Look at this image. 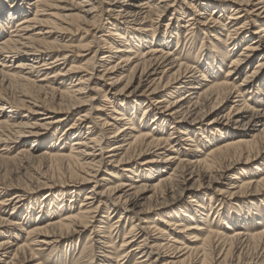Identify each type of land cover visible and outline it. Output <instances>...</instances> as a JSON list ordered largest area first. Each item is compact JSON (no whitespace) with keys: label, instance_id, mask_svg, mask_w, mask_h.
Segmentation results:
<instances>
[{"label":"bare ground","instance_id":"1","mask_svg":"<svg viewBox=\"0 0 264 264\" xmlns=\"http://www.w3.org/2000/svg\"><path fill=\"white\" fill-rule=\"evenodd\" d=\"M26 1L0 0V35H3L5 27L10 22L20 16V19H16V30L13 32L21 33L18 39L25 41L20 44L18 41L6 39L3 44L0 43V61L6 57L3 56V53L10 54L12 56L10 58L16 57L15 59L19 60L9 71H3V68L5 70L6 67L0 66V85H4L8 78L10 80V76L21 79L23 88L24 84L26 86L32 83L37 94H43L45 98L48 96L52 101H57L59 112L64 114L75 105L91 103L92 99L83 100L76 97V94H85V90L89 88L92 74L88 80L79 78L77 84H70V88L77 87V89L61 92L59 86L64 84L63 78L71 74L74 68L71 66L65 71H63L64 69H55L60 65L64 66L67 59L66 56L58 55L57 52L68 51L67 48H72L56 38H60L61 34L58 32H64V30L74 29L75 32L81 30L85 35H91V41L80 46V48L88 50L91 48V44L94 43L98 46V43L102 42L101 38H96L95 33L97 29L105 25L107 30L105 36L110 38V42H104L106 47L103 49H106V53L98 59L101 63H94L96 52L90 58L89 70L95 71L96 66H100L103 69L100 71L101 76L98 80L108 77L107 79L113 81L114 86L123 81V78L126 79L124 87H129L133 82L136 83L134 91L128 93V97L138 89L142 90L140 96L149 100L152 106H161L162 109H158L160 111L158 113L154 112L151 121L147 122L148 110L152 106L144 104L146 108L142 112L139 125L136 127L133 124L129 125V122L135 118L133 115L137 112V107L140 104L132 107L129 103H125L126 101H119L117 96H124L120 93L123 91V87L113 96H106L109 93L103 95L104 99L100 101L98 109L91 108V104L89 112L78 115L73 121L74 123L66 128L65 139L60 143L63 145L69 138H74L68 152L62 147L57 150L55 155L49 156L50 154L44 153L37 157L79 166L88 172L87 176H90L91 171L95 169V176L101 170V166L105 164L101 154L105 149L104 146L111 143L106 151L108 156L105 158L111 165L124 166L145 154L152 156L150 160L141 165L145 167L141 172L147 169L145 171L148 175L147 180H137L135 173L139 169L124 167L121 171L126 173L124 176L126 180L99 192L95 190L96 187L89 188L83 194L77 209H73L74 207L71 205H66L62 209L63 212L68 211L65 218L57 221L52 219L46 225L40 223L26 229L27 241L25 243L11 245L10 237L2 239L0 257H6L8 260L0 258V264H43L37 260L42 251L53 247L61 240L81 235L87 230L91 233L89 238L95 234L98 238H106L105 241L111 240L110 235L116 229L114 224L121 222V219L126 220V218L123 217V213H120L118 220L112 222L111 225L107 223L108 219H104L106 223L101 222V219L97 220L95 216L100 206L106 204L110 206L109 210L118 206L133 216L128 219L131 222L129 230L123 233L119 253H116V264L128 261L132 257H135L133 264H264V225L258 233L239 229L233 230L232 235L220 233L208 225L207 218H203V211L208 207L201 202L198 195L203 190L211 189L214 184L223 185L222 181H228L229 187L226 195L230 199L246 194L253 196L264 190V172L259 180L245 179L242 178L243 175L233 174L240 165L248 164L260 153H264V103L261 105L260 102L254 100L248 104L243 96V93L248 90L255 91L253 94L256 98L262 95L261 90L255 89L254 77L257 70L264 67V62L259 63L256 70L246 76L240 85H235L237 77L251 66V61L254 60L251 53H264V40H262L264 39V23L261 26L257 25L258 29L254 32H249L247 31L249 23L246 20H242L241 23L238 21L242 18L241 15L252 16L253 13L249 10L255 6L257 8L254 12L261 11L260 13L264 14V2L262 0H194L191 3L187 2L190 12H183L188 16H186L185 24L181 27L186 32L193 30L220 32L228 26L223 25L220 20L226 14H228V24L234 23L230 28H227L229 32L233 28L232 32H234L229 40L228 47L230 49L227 50L228 56H231V64L226 68L224 78L214 81V78H217L215 76H220L221 68L224 65L222 52L217 45H210L208 48L206 62H203L202 65V67L206 66V69L204 68L202 71L199 66L182 64L172 56L171 52L167 50L170 42L167 34L162 37L155 34V29H153L155 19L168 12H171V19L176 17L179 5L176 4V0H158L157 3H155L156 0H32L25 4ZM194 5L199 7L200 14L193 12ZM259 14L257 17H260ZM200 15L205 17L203 21L200 20L202 19L199 18ZM168 26L169 24L166 25V27ZM45 28H48L49 31L43 32ZM87 28L93 31V34H90L91 31ZM52 29H56L58 32L55 33L58 35L49 41L54 36ZM203 34L205 35V33ZM25 35L26 37L22 39ZM212 37H214V41L220 40L217 35H212ZM247 38L250 40L247 41ZM241 41L249 43H246L239 55H234V47L239 46ZM29 43H38V46L29 47L30 49L24 52L20 51L24 45ZM117 43L121 45L114 47L113 45ZM146 45L150 46L146 47ZM49 56L53 57L47 60L46 58ZM24 57L25 59H23ZM114 58L117 61L112 64L111 61ZM51 70L55 71L46 74L45 78L38 81L40 82L38 84L25 77L31 73H47ZM262 70L264 73V68ZM24 72H26L25 75ZM117 73L119 76L126 75L119 77L116 76ZM90 92L97 96L100 91L94 89ZM175 95L178 96L175 97ZM19 97L21 98H18L17 103L20 107L25 108L28 114L38 115L39 111L45 112L46 104L43 99L37 102L38 99L33 100L26 94ZM156 97L158 98L156 99ZM144 101L146 102V100ZM4 105L6 104L0 102V112L4 109ZM227 106L230 107L225 113H222L223 108ZM106 107L109 108V115L112 116L110 122L90 116L92 110L103 112L107 111ZM8 108L13 109L14 107L9 106ZM211 112H216L217 116L206 126L212 128L214 133H212L211 139L202 137L200 141L202 146H206L224 139L222 145H214L208 153H203L198 157L196 153L198 154L200 151L194 146L193 150H190L191 153H195V155L192 154V156L194 155L192 158L183 160L177 158L178 148L176 150L174 148H181L188 142L192 143L191 137L195 133L191 128H195ZM219 113L222 114L219 115ZM16 114L13 112L12 115ZM14 118L15 116L10 115L5 117L4 121H0V133L6 132L10 135L12 132L17 135L13 138L16 141H21L26 137L36 138L35 131L47 127L49 124L41 121V124L23 122L26 117L19 114L20 121L18 123ZM40 120H45V118ZM88 121L89 123L84 127L83 124L78 123ZM119 122L121 123L118 124ZM122 123L124 124L121 125ZM167 123L171 126L169 137L165 139L161 133L164 132ZM23 129H29V131L25 132ZM85 130L87 135L83 133ZM196 134L200 135V131ZM34 142L32 141V145ZM261 142L262 148L259 151L256 148L260 146ZM172 143H174L173 147L170 146ZM32 145L29 150H32ZM167 148L170 154L165 155ZM28 155L34 158L29 153ZM159 156L162 158L157 160ZM111 168L115 167L111 166ZM168 168L169 173L159 175ZM263 170L258 171L262 172ZM108 175L115 178L110 173ZM94 176L90 177L93 179ZM154 176L157 177L156 180ZM90 180L85 176L80 177L78 185L88 184ZM106 181V178L100 180V182ZM77 191L75 187H72V191L69 193L75 194L71 195L72 198L79 197L80 193ZM190 194H193L194 197L190 198L183 208L169 213L164 211L169 205L177 204ZM17 196V193H13L3 202L10 201L12 203L18 199L17 203L20 200ZM3 202L0 204H5ZM61 203L62 201L59 204ZM152 216L162 217V220H156L160 225L159 228L151 222ZM234 216L236 215L233 214L232 217ZM99 224H104V229L110 225V229L100 231L102 229H99ZM8 225H13L12 221H9ZM107 232L108 236H106ZM203 236L205 237L201 239ZM101 245H105V247L103 248ZM224 245L223 252L218 253L217 256L218 249H222ZM250 245L253 247V254L247 260L244 256V249ZM110 247V243L104 241H96L92 244V249L95 252ZM103 258L111 259L106 254L103 255Z\"/></svg>","mask_w":264,"mask_h":264},{"label":"rangeland","instance_id":"2","mask_svg":"<svg viewBox=\"0 0 264 264\" xmlns=\"http://www.w3.org/2000/svg\"><path fill=\"white\" fill-rule=\"evenodd\" d=\"M31 1L32 0H27L25 4ZM193 1L194 0H176V4L179 5L177 7L178 9L177 15L176 17L173 18L174 20L171 19L172 18L171 12L164 13L159 18L154 20L155 22H153L154 23L153 29H155V34L157 36L162 37L165 34L169 36L170 42L167 50L171 52L172 56L175 59H178L179 62H182V64L199 66V68H201L202 71H204V68L206 69V66L202 67V65L203 62H206L205 59L208 53L207 52L208 48L210 47V45H217V47H219L220 51L222 52L221 56H223L224 65L221 68L220 76H215L217 78H214V81L222 80L224 78V72L226 71V68L229 67L231 64L230 63L231 56H228L227 50L230 49V47H228L230 45L229 40L232 38L234 34V32H232L233 28L230 30V32L227 28H230V26H232L234 23L228 24L229 23V21L227 20L228 14H226L225 16L221 17L220 20L222 21L223 25L225 26L228 25V26L222 29V31L220 32L216 30H209V32L196 31V30L186 32L185 29H182L181 27L185 24L184 22L187 20L186 16L188 15H184L183 12L185 13L190 12L188 3H191ZM262 1L264 2V0ZM157 2L158 0L155 1V3ZM256 8L257 6L250 8L249 12L253 13L252 16L248 15L247 17H245L244 15H241L242 18H240L238 21L241 23L242 20H246L247 23H249L247 25V31L249 32H254L255 30L258 29L256 27L261 26V24L264 23V14H261L260 13L261 11L254 12ZM192 10L193 12H195V14L196 12L197 14H200V12H198L200 9L197 5H194V8ZM258 14L260 17H257ZM202 16L203 15H200L199 17L202 18L200 19L201 21H203L204 20L203 18H205L204 16L203 17ZM20 18L21 17L19 16V18L16 19H20ZM195 18L199 19L197 17ZM16 19L13 20V22H10L9 25L5 27L3 31V35H0L1 44H3V42L6 41V39L8 41L9 40L18 41L20 44H23L25 42L24 40L18 39L21 33L16 34L13 32L16 30V24H15L17 21ZM167 24H169L168 27H166ZM48 31H49L48 28H45L43 30V32H48ZM56 31H57L56 29H52L54 36L49 41H52L53 38L56 35H58L57 33H55ZM106 31L107 30L105 25L97 29L95 36L96 38H101L102 42L98 43V46L94 43L91 44V48H89L88 50H84L80 48V46L90 42L91 35H85V33L81 30L75 32L74 29H71V31L64 30V32L57 31L59 34H61V37L60 38L57 37L56 39L62 41V43L72 48H67L68 51L57 52L58 55L61 54V56H66L67 59H66V64L64 66L60 65L58 68L55 69H62V70L64 69L63 71H65L71 66L74 68V71L71 74H68L67 77L63 78L64 84L59 86L60 90L61 92H66V90L68 89L75 90L77 89V87L70 88V84L72 85L77 84L79 78H82L83 80H88L89 76L92 74L91 80L89 82V88L85 90V94L83 95L76 94V97H79L83 100L92 99L91 103L86 102L80 105H75L72 107V109L69 112L64 114L59 112L60 110H58L59 107L57 101L55 100L52 101L51 99H49L50 97L48 96L45 98L43 94L40 93L37 94L36 89L32 85V83L26 86L24 84V88H23V82H21V79H17L14 76L12 77L10 76V80L8 78L7 82L4 83V85H0V99H1L0 102L6 104L3 107L4 109L0 112L1 122L5 120V117H9L11 115V116H15L14 120L16 121V123H18L20 121L18 119V114H19L21 116L26 117L23 119V122L28 121L30 122V124L34 122H37L39 124H41V122L49 123L47 127H43L40 130H36V131L32 130L37 133V137L34 139L30 137H26L21 141H16L15 139H13L15 136H17L14 133L11 132V134L13 135L11 134L8 135V133L6 132H4L3 134L0 133L1 134L0 136V202L5 201L13 193H17L18 195L17 197H19L20 199L17 203L16 201L18 199L14 200L12 203L10 201H7V202H3L5 203L3 205L0 204V220H1L0 242L2 241V239L10 237L9 241L12 243L11 245H16V244L20 245L25 243V241H27L26 229H29L30 227L40 223L46 225L47 223L52 221V219H55L57 221L65 218L68 211L63 212L62 209L66 205H71L74 207L73 209H77L80 206L79 204L80 201L82 200L83 194L89 188L96 187L95 190L99 192L118 182L126 180V178H124L126 173L121 171L126 166L139 169V171L135 173L137 180L139 181L147 180L148 175L145 173L147 169L144 172H141L145 168L144 166L141 165H143L142 163L146 162L147 160H150L152 156L150 154H145L141 158H135L133 161L131 160L129 164H125L124 166L121 165L116 166V164L111 165L105 159L108 156V154H106V151L109 149L111 143L105 145L104 146L105 149L101 153L103 158V163H105L101 166L100 168L101 170L95 176H94L95 169L93 170L94 172L91 171V173L89 174L91 177L94 176L93 179L90 176H87L88 172H86L83 168L79 166H71V163L68 164L67 162H61L58 160H53V161L43 160L37 157L44 153L46 154L48 153L47 155L50 154L49 156L55 155L57 154V150L62 147H64L66 149L65 151L68 152V148L71 147L70 145L72 143V140H74V138L71 137L69 138V140L64 142L63 145L60 144L62 142L61 140L65 139L64 134L68 125L74 123L73 121L76 119L78 115L89 112L91 104H92L91 108L98 109L100 106V101H103L104 99L103 95L109 93L106 94V96L108 97L113 96V94H115L116 92H118V90L124 87L126 82L125 78H123V81L118 82L116 86H114L112 84L113 81L107 79L108 77L98 80L100 79L101 76L100 71H102L103 69L100 68V66H96L95 71L89 70L90 58L94 55V53L96 52L94 55V63H101L98 59L104 53H106V49H103L106 47L104 46V42L105 41L110 42V38L105 36ZM203 33H205V35ZM90 34H93V31H91ZM212 35H217L220 40L218 42L214 41V37H212ZM24 37H26V35L23 36L22 39H24ZM249 40L250 38H247V41ZM246 43L249 42L241 41L239 46L234 47L233 54L239 55L240 52H242V50L245 48ZM26 45H24V48H21L20 51L24 52L25 50H29L32 47H37L38 43H29L27 46ZM120 45H121L120 43H117L116 45L113 46L118 47ZM17 46L22 47L21 45H17ZM149 46L150 45H146V47ZM251 55L253 56L254 60L251 61L252 62L251 66L248 67L247 70L242 72V74L237 77V79L235 80L236 86L240 85L242 83V80L246 76H249L253 71H255L259 63L262 64L264 62V53H256V54L251 53ZM3 56H6L0 61V66L3 67L4 65V67H6L5 70L3 68V71H9L15 66V63L19 61L15 59L16 57L10 58L12 56L10 54L7 55V53H3ZM53 56H49L46 59L47 60L49 58L52 59ZM23 59H25V57ZM116 61L117 59L114 58L111 61V63L114 64ZM262 69L257 70V73L254 77L255 79L254 84L256 85L255 89L257 91L261 90L262 95L256 98V96H254L253 94L255 91L252 92L253 90L250 91L248 90L247 92H244L243 96L244 99L247 100L248 104H251L252 102H254V100L260 102L261 105L264 103V73H262L263 71ZM54 71L55 70H51L48 71L47 73L41 72L39 74L31 73L30 75H25L26 72H24L23 74L25 75V77H28L29 80L31 81L34 80L35 83L38 84L40 83L38 81L45 78L46 74L53 73ZM118 74L119 73H117L116 76H119ZM125 75L126 74H123L122 76L119 77H124ZM208 80L213 81L212 79H208ZM135 86L136 83L133 82L129 87L128 86L124 87L123 91L120 92L124 96H117V99L119 101H126L125 103H129L130 105H132V107H134L137 104H140L139 105L140 107L139 106L137 107L138 108L137 112L134 113L133 115V117L135 118L129 122V125L133 124V126L136 127L139 125L142 112L146 108L144 104H147V106L149 107L152 105L150 104L149 100H147L145 97L140 96L142 90L139 91L138 89L137 91H135L134 94H131L128 97V93L130 94V92L134 91ZM94 89L100 91L98 92L97 96L92 95V92H90ZM23 94H26L27 97L33 100L38 99L37 102L42 101L43 99L47 106V107L45 106L44 108L45 112L39 111L38 115L28 114L26 112V109L20 107V105L17 103V101L19 100L18 98H21L19 96ZM176 96L178 95H175V97ZM157 98L158 97H156V99ZM144 100H146V102ZM9 106H13L14 107L13 109H15V111H13V109L11 108L9 109L8 108ZM229 107L230 106L224 107L222 110L223 112L222 111L221 112L225 113ZM105 109L107 111H103V112L100 111L95 112L94 110H92L90 116H93V118L109 120L110 122L112 116L109 115L110 114L109 108L106 107ZM158 109L159 110L162 109L161 106H155V107L152 106L148 110L149 115L147 118V122L151 121V119L154 116V112L157 113L160 112L158 111ZM13 112L17 114L12 115ZM222 113H219V115ZM216 116H217L216 112H211L207 114L202 120V122L199 123L197 126H195V128H191V130L195 133L194 136L191 137L193 142L192 143L188 142L186 143V145H182L181 148L175 147L174 148L175 150L176 148H178L177 158H180L182 160L187 158L188 159L192 158L195 155V153L193 152L191 153L190 150H193L194 146H196L200 151V153L198 154L196 153V156L198 157L203 155V153L205 154L208 153L214 147V145L215 146L222 145L224 139L218 140L213 144H207L206 146H202L200 141L201 140L200 138L202 137L205 138L208 137V139H211L214 130L206 125L208 122L212 121ZM43 118H45V120H40ZM111 122L113 123V121ZM78 123L83 124L84 127L89 123V121L86 123H82V122H78ZM120 123L121 122H119L118 124ZM124 123H122L121 125H123ZM93 126L95 125L93 124ZM170 126L171 124L167 123L164 132L161 133V135H163V138L165 139L169 137ZM23 130H25V132L29 131V129L27 130L23 129ZM199 131L201 136L199 134H196L197 132L199 133ZM83 133H85L84 135H87L86 130L83 131ZM32 141H35L33 145H32ZM262 142L259 143L260 146L256 148L259 151L262 148ZM31 145L33 146V148L32 150H29ZM170 146L173 147L174 143H172V145ZM165 151H167L165 155L170 154V152H168V148ZM28 153L31 156H34V158L29 157ZM192 154L194 155L192 156ZM172 156L174 157L176 155H172ZM161 158L162 157L159 156L157 157V160H160ZM110 165L115 168L112 169ZM263 169H264V153L262 154L260 153L253 160H250L248 164L240 165L238 170H236L233 174H237L238 176L243 175L242 178L245 179L253 178L255 180H259L261 174L264 172ZM168 170L169 168L165 170V172H161V174L159 175H162L163 173H169L170 171ZM258 170H263V171L260 172ZM109 173L112 174L115 178L109 177L108 175ZM244 173L246 174L244 175ZM84 176L85 178H90L91 179L90 182L88 184L78 185L80 182V177H84ZM102 178H106L107 181L100 182ZM154 178L155 180L157 179L156 176H154ZM97 182L98 184H95ZM222 182L223 185L214 184L211 189L203 190L201 193L198 194L199 198L201 199V202L206 207H208L207 210L203 211L204 213L203 218H207L208 225L215 230L217 229L218 232L220 233L222 232L228 235H232V231L235 229L236 230L239 229L243 231H251L253 233L260 232L264 225V190L258 192L253 196H248L249 194H246L245 196H237L230 199L229 196L226 195V192L228 191L227 189L229 187L228 181H222ZM72 187H75L79 191L80 193L79 197L77 198L71 197L72 194L69 193L70 191H72ZM74 195L75 194H73L72 196ZM192 197H194L193 194L185 196L177 204L174 205L172 204L166 207L164 211L169 213V212H174L179 208H183L186 205V203H188V200ZM60 201H62L61 204H59ZM109 207L110 206H107V204L100 206V209L96 214L95 218L97 220L101 219L100 221L103 223H106V220L104 219H108L107 223H109L110 225L112 222L114 223V221L118 220L120 213H123V217L126 218V220L121 219L120 220L121 222L114 224V227H116V229L110 235L111 240L105 241L107 240L106 238L105 239L98 238L96 237L95 234H92V236L89 238L91 233L89 230H87L81 235L71 236V238H66L64 240H61L53 247L47 248L46 250L40 253V255L37 257V260H40L39 262L43 264H89V263L116 264V255H117L116 253H119L118 250L120 247V242L123 237V233L129 230L131 222L128 219L130 217L132 218L133 216L132 215L130 216V214L126 213L125 211L122 210V208L118 206L112 207L111 210H109ZM233 214H235L236 216L232 217ZM151 218H152L151 222L154 223L153 225L159 228L160 225L156 220H162V217L160 218V216L159 217L152 216ZM135 220L136 219L134 218V221ZM9 221H12L13 225H8ZM110 225L106 229H104V224H99L98 226H100L99 229H102L100 231H106L110 229ZM106 236H108V232L106 233ZM204 237L205 236H203L201 239H203ZM96 241H104L110 243L111 247L108 249H103L101 251L95 252L92 249V244L96 243ZM101 246H103V248L105 247V245H101ZM224 248L225 245L222 249L221 248L218 249L217 256L223 252ZM105 254L107 256H110L111 259H107V260L104 259L103 255ZM244 254H245L244 255L245 258L249 260V258L252 256L251 254H253V247L250 245L247 247V249H244ZM0 258L1 260L6 259V257H0ZM6 260H8V258ZM134 261H135V257L134 258L132 257L128 261L125 260L123 262H119V264H133Z\"/></svg>","mask_w":264,"mask_h":264}]
</instances>
